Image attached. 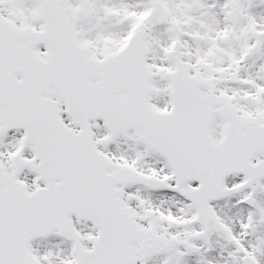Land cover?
<instances>
[{"label":"snow or ice","instance_id":"6c2138e0","mask_svg":"<svg viewBox=\"0 0 264 264\" xmlns=\"http://www.w3.org/2000/svg\"><path fill=\"white\" fill-rule=\"evenodd\" d=\"M0 264H264V0H0Z\"/></svg>","mask_w":264,"mask_h":264}]
</instances>
